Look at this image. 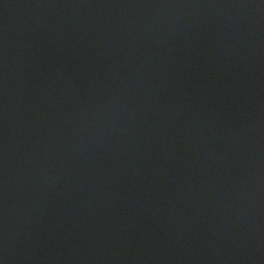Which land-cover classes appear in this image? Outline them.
Returning a JSON list of instances; mask_svg holds the SVG:
<instances>
[{
    "label": "water",
    "instance_id": "obj_1",
    "mask_svg": "<svg viewBox=\"0 0 264 264\" xmlns=\"http://www.w3.org/2000/svg\"><path fill=\"white\" fill-rule=\"evenodd\" d=\"M0 88L108 264H264V0H0Z\"/></svg>",
    "mask_w": 264,
    "mask_h": 264
}]
</instances>
